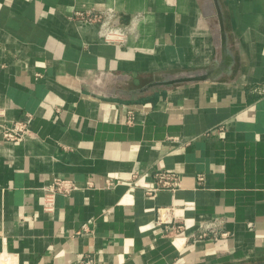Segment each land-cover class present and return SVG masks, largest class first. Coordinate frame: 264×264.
<instances>
[{
    "label": "crops",
    "instance_id": "0c3cea01",
    "mask_svg": "<svg viewBox=\"0 0 264 264\" xmlns=\"http://www.w3.org/2000/svg\"><path fill=\"white\" fill-rule=\"evenodd\" d=\"M109 7L122 41L77 15ZM219 9L231 71L149 86L214 63ZM16 120L31 135L5 140ZM263 259L264 0H0V264Z\"/></svg>",
    "mask_w": 264,
    "mask_h": 264
},
{
    "label": "built area",
    "instance_id": "2783aa9c",
    "mask_svg": "<svg viewBox=\"0 0 264 264\" xmlns=\"http://www.w3.org/2000/svg\"><path fill=\"white\" fill-rule=\"evenodd\" d=\"M172 3L174 0H168ZM77 15L87 19L96 21L99 23V33L107 41H118L124 40L125 38V28L123 26L115 25L114 21L116 19V14L113 8L109 7L107 9L96 11V10H86L78 11ZM31 135V129L29 127L28 121L16 120L10 124L3 125L2 136L5 140L9 141H24ZM205 179L203 174L198 175V180L203 182ZM155 180L157 186L169 187L172 190H176L180 186V176L175 172L170 171H158L155 173ZM112 183V182H110ZM81 187L78 183L68 177L56 176L53 180L44 188L49 194H62L68 196L74 191L80 189ZM158 188L149 189L148 193H152ZM218 221V220H217ZM213 221L209 223H203L201 225L200 233L196 240H201L208 237L211 233L214 235L215 239H218V232L216 227L218 222ZM86 224L84 225V228ZM182 227L181 225L178 226ZM228 232H221V236L225 237Z\"/></svg>",
    "mask_w": 264,
    "mask_h": 264
},
{
    "label": "water",
    "instance_id": "95a60500",
    "mask_svg": "<svg viewBox=\"0 0 264 264\" xmlns=\"http://www.w3.org/2000/svg\"><path fill=\"white\" fill-rule=\"evenodd\" d=\"M218 17L220 21L218 32H219L221 55H219V57L214 60V63L210 67L205 69L184 70L181 72L174 73L167 80L157 81L155 83H151L149 86H153L155 84H160V85L162 84L172 87L176 84H184V83L207 80V79H217L221 77L222 72L226 70L231 71L230 69L233 63V58L228 49L225 24L220 9H219ZM229 264H264V259L249 261V262H236Z\"/></svg>",
    "mask_w": 264,
    "mask_h": 264
}]
</instances>
